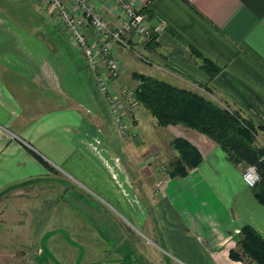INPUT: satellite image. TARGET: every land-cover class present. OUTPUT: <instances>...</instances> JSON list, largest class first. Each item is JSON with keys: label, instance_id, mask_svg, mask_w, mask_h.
<instances>
[{"label": "crops", "instance_id": "obj_1", "mask_svg": "<svg viewBox=\"0 0 264 264\" xmlns=\"http://www.w3.org/2000/svg\"><path fill=\"white\" fill-rule=\"evenodd\" d=\"M130 1L161 30L153 45L133 44L149 63L113 45L120 63V74L111 82L115 92L137 85L134 72L150 75L264 126V0ZM64 2L77 13L69 0ZM88 2L109 26L118 23L117 3ZM88 35L95 40L91 31ZM191 51L217 71L205 72ZM120 110L130 130L124 140L117 137L80 52L47 5L0 0V191L48 183L57 172L121 210L134 224L113 178L117 180L118 166L126 172L148 169L140 195L149 209L135 227L144 233V241L130 237L123 252L118 244L124 240L94 241L100 235L92 224L82 226L83 218L67 220L60 210L64 226H74L69 232L78 234L80 248L63 243L55 227L46 232L51 238L40 248L53 260L69 259L64 264H168L167 258L172 264H254L246 256H229L239 252L243 226L264 241V205L241 179L246 165L229 162L200 132L179 124L157 125L138 102L131 106L121 99ZM174 138L188 142L200 156L182 174L174 168ZM254 144L264 147V130H256ZM150 168L164 172L152 175ZM60 202L68 205L62 198ZM90 215L97 217L94 211ZM36 262H43L41 256Z\"/></svg>", "mask_w": 264, "mask_h": 264}, {"label": "rangeland", "instance_id": "obj_2", "mask_svg": "<svg viewBox=\"0 0 264 264\" xmlns=\"http://www.w3.org/2000/svg\"><path fill=\"white\" fill-rule=\"evenodd\" d=\"M35 1L43 4L38 0ZM117 137L124 140L129 136H121L117 133ZM131 138L134 139V136H131ZM117 171V180L113 178V183L118 182L121 185L117 186L118 196L125 206L130 209L134 224L121 210L118 211L109 202L94 196L93 193L85 190L69 178L64 179L57 172L50 175L51 179L48 183L38 181L35 184H17L1 190L0 264H64L63 261L66 258L57 260L54 257L53 260L50 253L46 254V251L39 246L40 243H44L45 246L51 238L50 234L46 232L55 227L58 230L57 235L63 243L67 246H75L76 249L80 248L78 234L69 232V228H74V226L71 224H68L67 227L64 226L62 218L57 212H60V210H62V215L67 220L75 219L80 222L84 220L82 226L92 224L101 237H95L94 241L101 242L103 240L112 244L117 240H124L123 243L118 244L123 252H126L130 247V237L133 236L144 241L145 238L142 236L144 233H140L141 230L135 227L140 226L142 217L148 213L149 209L148 201H144L140 195V191L145 188L141 180L142 177L147 175L148 169L131 168L126 172L123 167L120 169L118 166ZM150 171H152V175L155 172H164L163 169L153 168H150ZM150 186L155 188L154 184ZM62 192L65 196L61 194ZM61 198L65 202L67 200L69 206L61 204ZM92 211L97 213V217L90 215ZM79 213L81 217H78ZM136 239L135 241H137ZM38 256H41L43 262H36ZM66 261L69 262V259H66ZM167 262L172 264L168 258Z\"/></svg>", "mask_w": 264, "mask_h": 264}, {"label": "trees", "instance_id": "obj_3", "mask_svg": "<svg viewBox=\"0 0 264 264\" xmlns=\"http://www.w3.org/2000/svg\"><path fill=\"white\" fill-rule=\"evenodd\" d=\"M153 42L151 38L145 45H153ZM190 53L199 58L196 52ZM199 60L200 67L209 75L217 71L204 58ZM132 76L138 81L133 88L135 100L149 112L157 125L179 124L193 129L213 140L232 164L253 165L259 179L251 189L255 198L264 205V147L254 144L256 130H264V126H255L236 110L222 107L195 92L153 76L136 72ZM171 144L178 153L174 168L180 174L184 173L185 167L197 163L200 156L188 142L174 138ZM240 234L239 252L230 251L229 256L236 259L246 256L254 264H264V241L249 226H243Z\"/></svg>", "mask_w": 264, "mask_h": 264}, {"label": "built area", "instance_id": "obj_4", "mask_svg": "<svg viewBox=\"0 0 264 264\" xmlns=\"http://www.w3.org/2000/svg\"><path fill=\"white\" fill-rule=\"evenodd\" d=\"M38 1L53 12L70 43L80 52L83 63L93 75L95 86L111 115L115 131L121 136L130 134L120 110L121 99L131 106L137 101L133 96V89L121 87L118 92L112 89L111 82L120 74L119 57L113 51V45L127 49L142 62L149 63L146 57L136 51L133 44H145L151 38L154 40L161 25L148 23L144 11L135 8L130 0H112L120 8V18L115 26H109L88 0H69L78 10L77 13L72 12L64 0ZM89 31L95 35L94 41L89 40ZM98 143L95 141V144ZM241 179L247 187L252 188L259 179L255 167L246 165ZM117 186L121 185L117 182Z\"/></svg>", "mask_w": 264, "mask_h": 264}]
</instances>
